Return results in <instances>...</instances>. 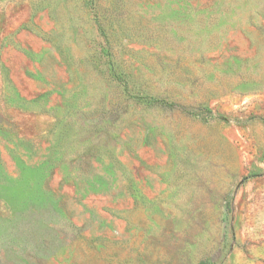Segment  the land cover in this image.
<instances>
[{
  "label": "rangeland",
  "instance_id": "rangeland-1",
  "mask_svg": "<svg viewBox=\"0 0 264 264\" xmlns=\"http://www.w3.org/2000/svg\"><path fill=\"white\" fill-rule=\"evenodd\" d=\"M203 261L264 264V0H0V264Z\"/></svg>",
  "mask_w": 264,
  "mask_h": 264
},
{
  "label": "trees",
  "instance_id": "trees-1",
  "mask_svg": "<svg viewBox=\"0 0 264 264\" xmlns=\"http://www.w3.org/2000/svg\"><path fill=\"white\" fill-rule=\"evenodd\" d=\"M146 100L148 101V102H158V99L157 98H155V97H146ZM200 264H208L207 262H201Z\"/></svg>",
  "mask_w": 264,
  "mask_h": 264
}]
</instances>
